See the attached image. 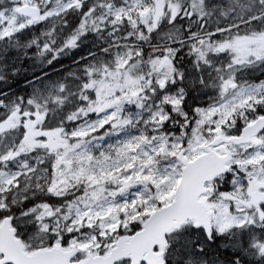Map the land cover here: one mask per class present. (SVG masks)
<instances>
[{
	"label": "snow or ice",
	"instance_id": "6c2138e0",
	"mask_svg": "<svg viewBox=\"0 0 264 264\" xmlns=\"http://www.w3.org/2000/svg\"><path fill=\"white\" fill-rule=\"evenodd\" d=\"M0 264H264V0H0Z\"/></svg>",
	"mask_w": 264,
	"mask_h": 264
}]
</instances>
